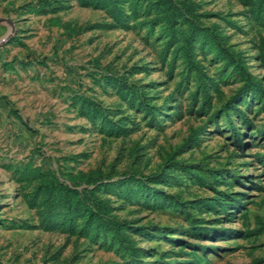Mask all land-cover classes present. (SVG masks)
<instances>
[{"label":"rangeland","instance_id":"rangeland-1","mask_svg":"<svg viewBox=\"0 0 264 264\" xmlns=\"http://www.w3.org/2000/svg\"><path fill=\"white\" fill-rule=\"evenodd\" d=\"M0 264H264V0H0Z\"/></svg>","mask_w":264,"mask_h":264},{"label":"trees","instance_id":"trees-1","mask_svg":"<svg viewBox=\"0 0 264 264\" xmlns=\"http://www.w3.org/2000/svg\"><path fill=\"white\" fill-rule=\"evenodd\" d=\"M168 18H170V19H172L173 17H174V13L173 12H171V14H169L168 16H167ZM189 41V37H187V39H186V42H188ZM102 219V221L105 223L106 221H108V220H106V218L104 217V218H101Z\"/></svg>","mask_w":264,"mask_h":264},{"label":"water","instance_id":"water-1","mask_svg":"<svg viewBox=\"0 0 264 264\" xmlns=\"http://www.w3.org/2000/svg\"><path fill=\"white\" fill-rule=\"evenodd\" d=\"M9 22L12 24V22L9 20Z\"/></svg>","mask_w":264,"mask_h":264}]
</instances>
